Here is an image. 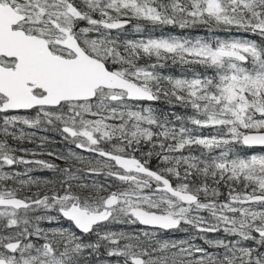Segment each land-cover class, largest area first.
Returning a JSON list of instances; mask_svg holds the SVG:
<instances>
[{"label": "snow or ice", "instance_id": "1", "mask_svg": "<svg viewBox=\"0 0 264 264\" xmlns=\"http://www.w3.org/2000/svg\"><path fill=\"white\" fill-rule=\"evenodd\" d=\"M0 264H264V0H0Z\"/></svg>", "mask_w": 264, "mask_h": 264}, {"label": "rangeland", "instance_id": "2", "mask_svg": "<svg viewBox=\"0 0 264 264\" xmlns=\"http://www.w3.org/2000/svg\"><path fill=\"white\" fill-rule=\"evenodd\" d=\"M38 135H49V136H52L54 134L40 132V133H38ZM25 146H27V147H34V145H31V144H26ZM57 147H60V145H57ZM43 158L48 159V157H43ZM35 174H37V175H49V176L51 175V173H35Z\"/></svg>", "mask_w": 264, "mask_h": 264}, {"label": "trees", "instance_id": "3", "mask_svg": "<svg viewBox=\"0 0 264 264\" xmlns=\"http://www.w3.org/2000/svg\"><path fill=\"white\" fill-rule=\"evenodd\" d=\"M177 32H179V30H177ZM158 34V33H157ZM199 35H203V32L198 33ZM177 72L179 71L178 69L176 70Z\"/></svg>", "mask_w": 264, "mask_h": 264}]
</instances>
